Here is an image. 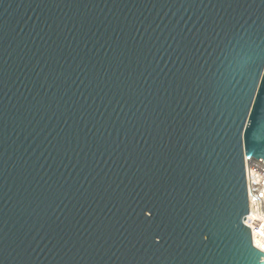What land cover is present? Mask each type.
Listing matches in <instances>:
<instances>
[{"label": "water", "instance_id": "95a60500", "mask_svg": "<svg viewBox=\"0 0 264 264\" xmlns=\"http://www.w3.org/2000/svg\"><path fill=\"white\" fill-rule=\"evenodd\" d=\"M216 3L0 0V245L8 264H123L125 248H140L125 238L134 213L120 197L138 199L169 167L161 150L171 118L196 101L172 79L189 64L184 42L241 15ZM252 136L264 143V120Z\"/></svg>", "mask_w": 264, "mask_h": 264}, {"label": "snow or ice", "instance_id": "6c2138e0", "mask_svg": "<svg viewBox=\"0 0 264 264\" xmlns=\"http://www.w3.org/2000/svg\"><path fill=\"white\" fill-rule=\"evenodd\" d=\"M211 6L240 10V18L184 42L189 64L172 79L198 102L171 118L161 150L169 167L138 199L120 197L134 213L125 238L140 244L124 249L123 264H264V143L252 136L264 120V0ZM0 264H8L6 245Z\"/></svg>", "mask_w": 264, "mask_h": 264}, {"label": "built area", "instance_id": "2783aa9c", "mask_svg": "<svg viewBox=\"0 0 264 264\" xmlns=\"http://www.w3.org/2000/svg\"><path fill=\"white\" fill-rule=\"evenodd\" d=\"M257 163H261L260 161H256Z\"/></svg>", "mask_w": 264, "mask_h": 264}, {"label": "clouds", "instance_id": "9594fccd", "mask_svg": "<svg viewBox=\"0 0 264 264\" xmlns=\"http://www.w3.org/2000/svg\"><path fill=\"white\" fill-rule=\"evenodd\" d=\"M258 243H259V241H258Z\"/></svg>", "mask_w": 264, "mask_h": 264}]
</instances>
